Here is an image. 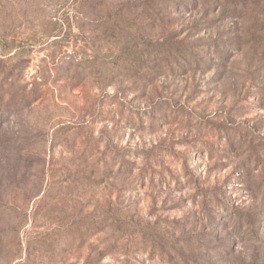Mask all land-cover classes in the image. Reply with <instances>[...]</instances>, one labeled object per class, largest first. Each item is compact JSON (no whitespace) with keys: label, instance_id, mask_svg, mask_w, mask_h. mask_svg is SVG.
<instances>
[{"label":"rangeland","instance_id":"374dc122","mask_svg":"<svg viewBox=\"0 0 264 264\" xmlns=\"http://www.w3.org/2000/svg\"><path fill=\"white\" fill-rule=\"evenodd\" d=\"M0 264H264V0H0Z\"/></svg>","mask_w":264,"mask_h":264}]
</instances>
